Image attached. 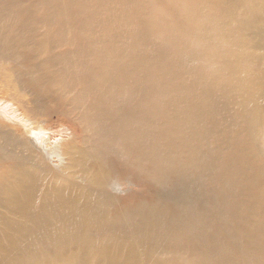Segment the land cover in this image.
I'll return each mask as SVG.
<instances>
[{
    "label": "bare ground",
    "instance_id": "bare-ground-1",
    "mask_svg": "<svg viewBox=\"0 0 264 264\" xmlns=\"http://www.w3.org/2000/svg\"><path fill=\"white\" fill-rule=\"evenodd\" d=\"M0 264H264V0H0Z\"/></svg>",
    "mask_w": 264,
    "mask_h": 264
},
{
    "label": "rangeland",
    "instance_id": "rangeland-1",
    "mask_svg": "<svg viewBox=\"0 0 264 264\" xmlns=\"http://www.w3.org/2000/svg\"><path fill=\"white\" fill-rule=\"evenodd\" d=\"M62 125V126H61ZM64 125V126H63ZM45 128L49 131H52L54 136H52V141L55 139V137H59V135H63L64 134H68V130H67V124L66 122H64L63 120H61L59 117H51L49 121H47L44 124ZM66 126V127H65ZM55 130V131H53ZM62 131V132H61ZM60 132V134H59Z\"/></svg>",
    "mask_w": 264,
    "mask_h": 264
}]
</instances>
